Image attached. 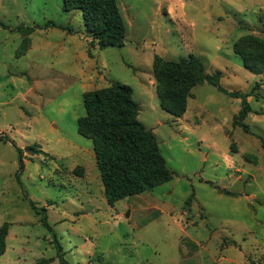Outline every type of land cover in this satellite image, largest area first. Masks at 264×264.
<instances>
[{
    "label": "rangeland",
    "instance_id": "rangeland-1",
    "mask_svg": "<svg viewBox=\"0 0 264 264\" xmlns=\"http://www.w3.org/2000/svg\"><path fill=\"white\" fill-rule=\"evenodd\" d=\"M114 1L124 46L98 49L62 0H0V264H264V69L243 64L264 58V0ZM155 55L198 58L248 94L247 131L233 126L241 100L206 82L183 114L163 111L173 74ZM112 82L132 89L172 179L109 206L77 119Z\"/></svg>",
    "mask_w": 264,
    "mask_h": 264
},
{
    "label": "trees",
    "instance_id": "trees-1",
    "mask_svg": "<svg viewBox=\"0 0 264 264\" xmlns=\"http://www.w3.org/2000/svg\"><path fill=\"white\" fill-rule=\"evenodd\" d=\"M72 9L81 12L83 25L91 38L90 45H95L98 49L124 46L125 23L114 0H62L64 12ZM0 26L5 27L2 23ZM32 30L33 28H26L25 31L29 33ZM154 58L173 74L168 81L173 88L161 90L157 86L163 111L173 116L183 114L186 99L190 97V89L206 82L226 96L241 100V107L233 117V126L247 131V126L242 121L251 112L247 101L248 94L223 89L219 84L220 73L205 74L203 64L198 58L191 56L188 60L180 61H164L157 55ZM243 64L252 73L259 74L264 69V58L259 57L252 63L245 59ZM105 101L108 103L106 110L103 109ZM83 107L85 114L77 119L79 135L82 134L80 127L83 124L90 132V138L86 139L91 140L109 206L172 179V172L165 165L155 136L136 119L139 106L132 99V89L129 86L112 82L105 89L86 92L83 96ZM16 150L19 155V168H22L21 149L16 147ZM29 203L36 214L42 215V225L50 230L45 210L41 212L32 201L29 200ZM7 234L8 224L3 223L0 226V256L5 252ZM57 251H60L59 247Z\"/></svg>",
    "mask_w": 264,
    "mask_h": 264
},
{
    "label": "crops",
    "instance_id": "crops-1",
    "mask_svg": "<svg viewBox=\"0 0 264 264\" xmlns=\"http://www.w3.org/2000/svg\"><path fill=\"white\" fill-rule=\"evenodd\" d=\"M9 237H10V234L8 233L6 239L9 238ZM3 254H4V253H3Z\"/></svg>",
    "mask_w": 264,
    "mask_h": 264
}]
</instances>
